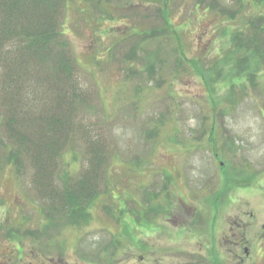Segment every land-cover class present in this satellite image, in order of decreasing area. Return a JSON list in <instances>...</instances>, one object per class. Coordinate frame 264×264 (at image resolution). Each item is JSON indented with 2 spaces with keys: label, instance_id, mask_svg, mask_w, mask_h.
<instances>
[{
  "label": "rangeland",
  "instance_id": "rangeland-1",
  "mask_svg": "<svg viewBox=\"0 0 264 264\" xmlns=\"http://www.w3.org/2000/svg\"><path fill=\"white\" fill-rule=\"evenodd\" d=\"M164 3L0 0V264H264V3ZM14 69L38 168L9 158ZM53 77L87 106L45 135Z\"/></svg>",
  "mask_w": 264,
  "mask_h": 264
},
{
  "label": "trees",
  "instance_id": "trees-1",
  "mask_svg": "<svg viewBox=\"0 0 264 264\" xmlns=\"http://www.w3.org/2000/svg\"><path fill=\"white\" fill-rule=\"evenodd\" d=\"M66 1L67 0H64L65 5H66ZM166 1L167 0H165V3H164L165 7L167 6ZM254 1H256L257 3H264V0H254ZM164 11L166 12L167 9L165 8ZM6 12H7V10L3 11V13H6ZM46 24L48 26L49 21H47ZM46 24H45V26H46ZM59 25L57 27H59ZM8 26H9V23L8 22L5 23L0 18V30H2L1 39L3 38V31L10 32L12 27H8ZM167 26H171V25L168 24ZM57 27L52 31V33H57ZM44 28H46V27H44ZM10 33H12V32H10ZM13 34H15V33H13ZM179 36L178 35L176 36L177 39H179ZM20 43H22V41L16 40L14 42V44H15L14 48L17 47ZM45 43H47V42L43 41V45ZM33 44H34V46L39 47L40 49H43V45H42L41 41L38 43L33 42ZM2 46H4V45L2 43H0V48H2ZM11 73H13V74H11ZM29 74H30V81H31V78H32L31 73H29ZM42 76H44L46 79H50V74H48L46 72H44L42 74ZM6 78L8 79L6 86L8 88V93L10 94V98H9V104L10 105L8 107H6V105H4V108L6 109L5 112L7 114V117H6L5 122H4L5 117L2 119L3 120L2 124L4 122L5 126L7 127V130L9 131L8 135H13V134L20 135V138L18 140L13 135L12 138L14 139V142H9L10 143L9 147L12 148V149H10L11 150L10 151V157H9L10 161L11 162H14V161L17 162V161L25 160L27 158V160L33 162V165L35 166V168L36 167L38 168L40 166H36V164L40 163V165H41L42 151L37 149V150H35L36 151L35 153L32 152L29 155L28 147L24 143L26 141V138H27L25 136V135H27V133H26L27 129H26L25 125L27 123H31V126L33 127L32 123H34V122L30 121V119H28L26 117L29 114H27L26 112H23L21 115V111H20L22 108V103L24 102L23 96L20 92H22L23 85L28 82L29 76H27V72H20L17 69H14L12 71L10 70L8 74L6 73ZM53 79H54V84H55V82H56L55 77H53ZM60 81H58V79H57L56 89H55L57 91V94L55 95V97L54 96H52L54 98L48 97V99H50L51 101H55V100L60 101L58 105H55L56 112H58V113H56L55 109L52 107L53 110L49 109L50 119H48V117L46 116L48 113V110H47L48 107H47L45 109V112L43 111V112H41V114L40 113L37 114L38 117H36V119H35L36 121H39V119H40L42 122L43 114L45 115L44 116V124L48 128L47 130H45V132L43 131V133L45 135H57V134H59L60 131H62V129L64 127L63 124H64V121L66 119L65 115H67V113L65 111H67V109H71L72 111L75 110L70 105V103L73 102L76 105H78V109L82 106H87V104H81V102H79L80 99L82 97H84V93H86V91L83 92L81 89L80 90L76 89L74 87V83H73L72 79H69L68 81L60 79ZM32 82H34L35 84L37 82H40L41 84H43V88L45 86V81H43L41 78H36V77L32 78ZM50 84L51 83L48 82V84H47L48 88H52L51 85H53V84H51V85ZM58 114H59V119H58ZM1 117H2V114H1ZM60 117L64 118V120L62 122V126L58 128V126H60L59 123L61 122ZM39 125H40V121L38 122V126ZM38 126H36V128L33 127L34 130H38ZM39 128H41V126H39ZM42 130H43V128H42ZM65 133H66V131H65ZM61 135H63V133H61ZM29 156H30V158H29ZM82 197H84V193L82 194V196L80 198H82ZM78 210H79L78 206L73 201H70L69 204L67 205L66 211L68 212V214H75L78 212Z\"/></svg>",
  "mask_w": 264,
  "mask_h": 264
},
{
  "label": "flooded vegetation",
  "instance_id": "flooded-vegetation-1",
  "mask_svg": "<svg viewBox=\"0 0 264 264\" xmlns=\"http://www.w3.org/2000/svg\"><path fill=\"white\" fill-rule=\"evenodd\" d=\"M35 253H33V251L30 253V256H34ZM11 259V258H10ZM54 260V259H53ZM53 260L51 258H48V262L51 264V262H53ZM29 264H35L33 262H29ZM43 264H45V261H43ZM52 264H55V262H53Z\"/></svg>",
  "mask_w": 264,
  "mask_h": 264
}]
</instances>
